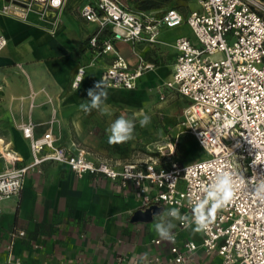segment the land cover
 Instances as JSON below:
<instances>
[{
  "label": "built area",
  "instance_id": "obj_1",
  "mask_svg": "<svg viewBox=\"0 0 264 264\" xmlns=\"http://www.w3.org/2000/svg\"><path fill=\"white\" fill-rule=\"evenodd\" d=\"M66 0H4L0 13L26 18L30 11L60 12ZM198 9L185 16L175 6L156 10H134L123 0H86L80 15L94 22L96 29L87 44L96 55L112 52L114 57L100 74L106 86L133 89L154 63L138 56L130 64L115 48V41L132 44L158 42L161 26L186 23L194 39L175 38L177 50L173 71L165 82L185 96L183 125L207 155L187 163L172 157L174 149L161 154L124 161L119 167L104 159H93L78 146L75 151L57 142L51 131L36 135L35 123L20 124L29 140L32 160L17 165L19 154L8 146L0 149L7 165L0 170V202L18 195L25 175L45 160L67 164L77 176L100 175L119 180L123 187L138 188L142 208L151 204L178 207L181 215L192 216V205L203 198L204 188L222 170L243 174L233 201L219 210L206 233L197 241L152 238L165 241L167 250L145 258L147 264H200L197 251L219 256L215 264H264V201L253 199L250 189L264 179V0H197ZM7 38L0 33V52ZM93 63V62H91ZM85 74L77 66L71 86L77 88ZM163 97V95H161ZM47 148V150H45ZM1 212V206H0ZM177 229H187L177 220ZM23 234V231L18 232Z\"/></svg>",
  "mask_w": 264,
  "mask_h": 264
},
{
  "label": "crops",
  "instance_id": "obj_2",
  "mask_svg": "<svg viewBox=\"0 0 264 264\" xmlns=\"http://www.w3.org/2000/svg\"><path fill=\"white\" fill-rule=\"evenodd\" d=\"M85 1L66 0L55 15L33 10L22 19L0 13V33L7 38L0 52V149L6 145L16 151L21 158L17 165L32 160L29 140L20 129L28 121L35 123L36 135L51 131L70 150L83 147L91 158L116 167L144 157H118L106 148L84 144L93 128L98 129L100 123L108 127L106 123L114 120L116 106H130L123 97L124 88L107 86L104 104L108 114L96 110L86 114L79 109L87 102V90L100 82L101 72L114 57L112 52L96 55L88 46L96 24L79 13ZM186 26H161L156 43L114 42L130 64L138 56L154 63V69L139 78L137 87L158 82L164 71L167 78L171 76L177 55L175 38L186 35L194 39L191 29L182 31ZM174 27L180 33L167 35ZM80 65L85 74L77 90L71 81ZM6 165L0 154V170ZM0 206V264H147L145 258L167 250L165 241L162 245L152 242L158 237L150 223L155 215L149 222L131 220L135 210L143 209L136 186L123 187L119 180L100 175L77 176L62 162L45 160L30 170L19 194L2 199ZM174 223L179 238L186 237L177 229V220ZM193 257L200 264L219 260L200 250Z\"/></svg>",
  "mask_w": 264,
  "mask_h": 264
},
{
  "label": "rangeland",
  "instance_id": "obj_3",
  "mask_svg": "<svg viewBox=\"0 0 264 264\" xmlns=\"http://www.w3.org/2000/svg\"><path fill=\"white\" fill-rule=\"evenodd\" d=\"M123 1L131 5L134 3L133 0ZM169 4L177 7L183 14L199 8L197 0H167L157 9L156 13L159 14ZM182 31L190 32V28L186 26L182 28ZM177 33L180 32L174 27L167 35L175 36ZM164 68L166 70V67ZM153 69L154 67L151 70ZM166 73L164 71L160 75L162 79L158 82L156 80L154 84L133 89H122L124 91L123 97L128 102L130 101V106H127L128 104H125V106L120 105L122 108L116 106L113 114L114 120L120 116L134 119L136 121L134 139L124 144L110 145L106 129L114 121L112 120L105 122L108 127L100 123L97 125L98 129L93 128L84 139L85 146L92 149L106 148L111 155L128 158L136 154L144 157L155 156L161 154L160 150L166 151V149L169 150L172 147L174 149L173 155L162 158L166 163L171 157L179 163L206 157L205 152L197 145L194 137L185 130L183 125L184 109L188 100L178 93L175 88L165 86V82L170 78H167ZM135 111H140V113L135 114ZM144 114L151 116V123L147 127L141 128L138 121ZM163 210H166V207ZM150 223L153 224L154 220ZM181 233L187 234V236L197 241L200 237V233L189 232L188 229H183Z\"/></svg>",
  "mask_w": 264,
  "mask_h": 264
},
{
  "label": "clouds",
  "instance_id": "obj_4",
  "mask_svg": "<svg viewBox=\"0 0 264 264\" xmlns=\"http://www.w3.org/2000/svg\"><path fill=\"white\" fill-rule=\"evenodd\" d=\"M78 76L81 77L77 90L83 80V71L80 69ZM106 83L102 78L93 88L87 90L88 99L81 103L79 109L84 113L98 111L101 115L108 114V108L104 104L107 99ZM141 128L151 123V116L144 114L138 121ZM136 121L134 119L120 116L111 122L106 129L107 139L110 145L124 144L134 139ZM245 184L243 174L233 170L220 171L210 184L204 188V196L192 205V216L181 215L178 207H171L163 210L154 216L153 230L162 239L174 241V221H183L184 227L191 229L193 233H206L215 219L216 213L230 204L238 187ZM250 196L253 199L264 201V179H258L250 189ZM147 255V254H145Z\"/></svg>",
  "mask_w": 264,
  "mask_h": 264
},
{
  "label": "water",
  "instance_id": "obj_5",
  "mask_svg": "<svg viewBox=\"0 0 264 264\" xmlns=\"http://www.w3.org/2000/svg\"><path fill=\"white\" fill-rule=\"evenodd\" d=\"M162 211V206L157 204H151L144 209H137L131 216L132 221H145L149 222L153 219V216Z\"/></svg>",
  "mask_w": 264,
  "mask_h": 264
},
{
  "label": "trees",
  "instance_id": "obj_6",
  "mask_svg": "<svg viewBox=\"0 0 264 264\" xmlns=\"http://www.w3.org/2000/svg\"><path fill=\"white\" fill-rule=\"evenodd\" d=\"M133 1H134L133 5H131L129 3H126V2L125 3H126V5L128 7L132 8L134 10H153V9H159V7L161 5H163L165 2H167V0H133ZM169 6H173V5L172 4H169L167 7H169ZM197 145H198V143H197ZM185 163H187V162H185Z\"/></svg>",
  "mask_w": 264,
  "mask_h": 264
},
{
  "label": "bare ground",
  "instance_id": "obj_7",
  "mask_svg": "<svg viewBox=\"0 0 264 264\" xmlns=\"http://www.w3.org/2000/svg\"><path fill=\"white\" fill-rule=\"evenodd\" d=\"M48 12H51V11H48Z\"/></svg>",
  "mask_w": 264,
  "mask_h": 264
}]
</instances>
